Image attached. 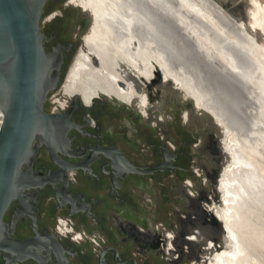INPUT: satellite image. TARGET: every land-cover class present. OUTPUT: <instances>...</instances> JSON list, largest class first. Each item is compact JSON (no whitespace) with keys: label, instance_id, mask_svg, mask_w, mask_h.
<instances>
[{"label":"water","instance_id":"obj_1","mask_svg":"<svg viewBox=\"0 0 264 264\" xmlns=\"http://www.w3.org/2000/svg\"><path fill=\"white\" fill-rule=\"evenodd\" d=\"M65 1L0 0V264H212L216 252L232 256L224 224L200 204L210 205L207 194L218 196V178L232 161L224 143L229 130L172 81L162 82L158 69L145 89L146 119L101 94L91 107L74 95L64 113H50L48 97L77 54H89L86 34L79 37L90 19L79 7L62 10ZM212 1L264 41V0ZM54 10L61 17L42 25ZM225 67L227 76L243 81L230 63ZM183 179L197 195L188 194ZM57 216L96 233L104 247L91 252L59 236ZM165 232L175 248L168 255Z\"/></svg>","mask_w":264,"mask_h":264},{"label":"bare ground","instance_id":"obj_2","mask_svg":"<svg viewBox=\"0 0 264 264\" xmlns=\"http://www.w3.org/2000/svg\"><path fill=\"white\" fill-rule=\"evenodd\" d=\"M174 1L74 0L90 10L91 26L84 36L89 54L79 52L74 58L61 89L62 95L67 99L79 95L86 106L91 104L93 98H99L98 94L110 99L112 96L126 105L139 100L144 106L145 96L138 93L134 82L128 79L126 73L131 72L133 79L146 81L152 79L158 69L164 81H172L179 91L193 101L195 107L213 118V123L229 130L227 153L232 161L231 167L225 169L220 181L224 203L221 217L225 221L229 237L233 239L235 252L232 256L228 252H219L221 254L215 257L212 264H263L249 248V238L246 239L243 234L240 211L245 207L246 210L248 202L250 204L254 199L264 201V164L262 165L254 151L235 136L229 119L218 113L214 104L205 97L202 88L198 87L191 76V71L188 69L180 73L178 68L182 62L172 58L169 62L170 59L166 57L164 60L160 56L163 50L159 46L161 41L158 37L160 10L163 15L177 14L181 17L182 27L193 32L192 36L198 44H188L186 48L192 46L195 53L192 57L204 66L207 62L225 69V63H230L234 72L244 79L247 74L254 75L256 72L257 60L261 62L264 58V45L259 44L215 1L176 0L177 4ZM198 2H202V6ZM222 27L223 30H220ZM211 40L220 42L223 46L208 43ZM236 51L240 53L241 59ZM167 53L169 52L164 54ZM247 61L251 65L246 71L248 65H244ZM56 103L61 108L66 105V102L60 103L59 100ZM1 121L0 113V124Z\"/></svg>","mask_w":264,"mask_h":264},{"label":"rangeland","instance_id":"obj_3","mask_svg":"<svg viewBox=\"0 0 264 264\" xmlns=\"http://www.w3.org/2000/svg\"><path fill=\"white\" fill-rule=\"evenodd\" d=\"M174 3L177 4L176 0L174 1ZM198 3L201 6L203 4L202 2ZM160 14L161 18L159 21L158 37L161 41L159 46H161V49L164 50L161 51L160 56L164 60L167 57L168 60L170 59L169 62H171L172 59H175L178 62H182L181 67L178 68V72L180 73L181 71L182 73L186 72L188 69L191 71V76L194 77L198 87L202 88L205 97H207L209 101L214 104V107L216 108L218 113L223 114L225 118L229 119L228 121H230V123L232 124L235 136L238 137L241 141H243V143L247 145L250 150L254 151L257 154L260 162L263 165L264 91L262 90L264 89V58L261 60V62L257 60L256 72L254 73V75L247 74L244 79L243 77L241 78L240 76H238L243 79V81H239L238 79H231L229 76L226 75V73L228 74L229 72H227L219 65L206 62V65L204 66L196 58L192 57L194 56L193 54H195L194 49L192 48V46L189 47L190 49L188 48L189 50L186 47L188 44L198 43L194 40L195 37L193 38L192 36L193 32H189V29H184L182 27V24L180 23L181 17H179L177 14H172V16L170 14L163 15L161 10ZM171 17L173 19L175 18V20H173ZM89 19L90 22L88 23L86 31L83 35L88 34L89 32L91 26V17H89ZM199 27L201 30V26ZM218 27L221 28V26ZM220 30H223V27ZM257 42L261 45H264V41ZM208 43H215L217 47L223 46L221 45L222 43H217L213 40ZM163 46L165 49L163 48ZM186 50L189 53H187ZM166 52L169 53L164 54ZM235 53H237L241 59L240 53L238 51H236ZM216 55L218 56V54ZM250 65V61H247L245 63L244 67L247 66L246 71L250 68ZM126 76L128 77V79L134 82V86L136 87L138 93L140 95H144V99L146 101L145 90H139L138 83L142 84L144 87H147V83L151 79H147V82L138 80L137 78L133 79V74L131 72L126 73ZM161 81L165 82L167 80L164 81V79L161 78ZM260 87L262 88V90ZM55 99H58L60 103L69 100L64 95H62L61 90L56 93ZM100 100L102 99L100 98ZM138 102L139 100H134L132 103L138 104ZM144 105L147 106L146 103H144ZM227 146L228 145H226V148ZM229 167H231V164H229V166H227L226 168ZM247 206L248 210H245V207L242 208V210L240 211V218L241 221L243 219L242 223L244 226L243 234L246 239L249 238L247 239L248 245L250 246L249 248L251 249L254 256L259 258L260 261L264 264V201L260 202V200L254 199V202L251 201L250 204L248 202ZM216 214L217 216L221 217L220 212H216ZM220 254L221 253H216L215 257Z\"/></svg>","mask_w":264,"mask_h":264},{"label":"flooded vegetation","instance_id":"obj_4","mask_svg":"<svg viewBox=\"0 0 264 264\" xmlns=\"http://www.w3.org/2000/svg\"><path fill=\"white\" fill-rule=\"evenodd\" d=\"M69 5H71L74 8L79 7L81 12L86 13L87 16L90 17L87 8L83 7V5H80L79 3L77 4L76 2H74V0L65 1L62 4V10H65V7H67ZM55 16L61 17L60 11L54 10L50 14H48L46 17H44L42 19V25H44L46 22H50ZM87 26H88V24H87ZM87 26H86V28H87ZM86 28H85V31H86ZM83 34L79 37V40H81V37L83 36ZM79 49H83V45H82L81 42H80L79 46L77 47V49L75 51V54H77V50H79ZM63 84H64V82H63ZM63 84L60 85L59 89L55 93L51 94L48 97V102L52 106L50 113H64L65 109L68 108V104L72 101V99H69L68 101H66V105L63 108L59 107V105L56 103L58 101V99H55L56 93L62 89ZM144 88L146 89V87H144L142 84L138 83V89L139 90H145ZM99 101H102V100H99ZM138 104H133L132 103V105H130L128 103L127 106H131L132 108H134L139 113V115L141 116L142 119H146L147 118V106L146 105L143 106L142 104L138 105ZM83 107H85V106H83ZM89 107H91V104H90ZM86 117L90 121L89 127L90 128H94L95 124H94L93 119L89 117L88 113H86ZM185 122H186V110H183V111H181V115H180V123H181V125L184 126L186 124ZM149 124H150L151 127L156 126L154 120H149ZM224 143H225V149H226V152H227L226 145L228 144V139H227L226 134H224ZM165 144H167L171 148V150H174V145L171 144L170 142H168L167 140H165ZM192 146L195 149L200 146L198 137H196L195 141L192 142ZM226 167L227 166H225L223 168V170H222V172H221V174H220V176L218 178V181H217V183H218L217 184L218 196L216 198H212V196H210V194L206 195V198L210 201V205L209 206H208V204H205L204 202L200 203L202 209H204L209 214H213L214 217L219 222L224 224V226H225V221L223 220L222 217L217 216L216 212H220V216H221L222 209L224 208V203L222 201L223 199L221 197L222 192H221V189H220V185H221L220 180L222 178L221 176L224 173ZM190 168L193 171L195 176L198 177V176L202 175V169L200 167H198L197 165L190 163ZM73 175H75V173L73 171H68L67 178H68V180L71 183H75L76 182L75 179L72 177ZM204 181H205V177H200V183L202 185L205 184ZM182 184H184V186H185V188H186V190H187L189 195H192V196L197 195V192H196L195 188L193 187V185L187 179H183L182 180ZM225 229H226V227H225ZM54 231L59 236L65 238V239H67V240H69V241H71V242H73V243H75V244H77V245H79V246L91 251V252H98L104 247V240L99 235H97L94 232H91V231H88V230H85V229H82V228L78 227L69 218H66V217H63V216H57V217L54 218ZM226 232H227V229H226ZM227 235H228V232H227ZM163 236L166 239V243H165V247H164V254L168 255L169 254L168 249L175 250L173 245H170V240H171L172 234L169 233V232H165L163 234ZM193 237H194V234L184 235V238L185 239H189V240H191ZM228 237H229V235H228ZM206 244H207V248H210L212 246V242L210 240H206ZM216 253H219V252H216ZM216 253L213 254V259H215V254ZM193 264H197V263H193Z\"/></svg>","mask_w":264,"mask_h":264}]
</instances>
